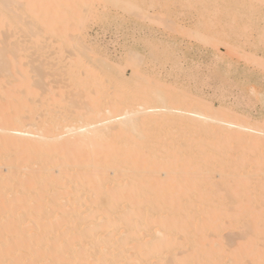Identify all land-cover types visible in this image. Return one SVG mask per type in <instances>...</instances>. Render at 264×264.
Wrapping results in <instances>:
<instances>
[{
    "label": "bare ground",
    "instance_id": "obj_1",
    "mask_svg": "<svg viewBox=\"0 0 264 264\" xmlns=\"http://www.w3.org/2000/svg\"><path fill=\"white\" fill-rule=\"evenodd\" d=\"M97 2L127 13L141 4L0 0V264H264L262 127L234 122V116L227 120L226 114L221 118L213 106L164 93L162 87L152 94L149 86L132 87L145 79L138 69L130 80L108 59L89 56L31 58L38 61L34 74L49 70V77H60L66 96L90 103L85 100L84 112V103L71 112L76 102L71 105L56 91L54 98L70 108L63 110L67 103H62L60 112L51 108L47 117L26 123L24 114L38 112L31 104L38 97L31 84L45 87L46 76L35 80L37 85L31 81L26 70L31 62L24 63L27 57L20 54L22 40L11 43L8 32L34 40L41 31L64 43L70 32H83L82 12H92ZM161 2L156 5L163 7ZM176 3L191 10L198 6L210 27L223 16L230 22L243 19L240 14L261 8L264 0ZM33 25L39 34L31 32ZM137 57L130 61L142 63ZM39 88L49 105L57 101ZM63 88L72 90L67 94ZM100 196L105 209L95 202Z\"/></svg>",
    "mask_w": 264,
    "mask_h": 264
},
{
    "label": "rangeland",
    "instance_id": "obj_2",
    "mask_svg": "<svg viewBox=\"0 0 264 264\" xmlns=\"http://www.w3.org/2000/svg\"><path fill=\"white\" fill-rule=\"evenodd\" d=\"M151 1L140 0V10H133V12L130 13L123 11L119 6L114 7L109 4H107V6L105 4L103 5V2H97L98 4L95 5L92 12L87 13L85 10L82 12L84 14L85 23V26L83 25V32H70L68 39L70 42L68 40L64 43L62 41L59 42L57 40L58 38L54 39V36L51 34L39 32L40 28H35V25H33L31 32L40 34L36 39L34 38V40L29 38L30 36L28 34H18L10 30L8 36L11 37V43L12 41L14 42V40L16 41V39L22 40L21 42L23 45H21L22 43L20 42L17 43H20V54L25 55L24 58L27 57L28 59L24 60V63H27L26 61L31 62L29 65V67H31L26 69L30 72L29 76L31 81H39L40 78L45 75L47 80H45V82H49L46 84L43 80L42 82L45 84L44 87V85H40L35 81L36 85L38 84L37 89L35 88V84L31 82L33 90H35L38 95V97H35V100L33 99L34 97L31 99V104L33 102L34 105H36L35 109L38 110V112L36 114H24L26 123H32L33 120L39 117L41 118V116L42 118L47 117L48 115L46 112L51 108L53 111L57 112L58 110L60 112V109H63V104L67 103L64 101L62 104L60 102L63 101L62 95L60 96L62 92L64 98H66L64 100L70 99L68 100L70 104L72 103V99L74 101L81 99L80 97H72V95L66 96V92L61 89L62 84L59 81L61 80L60 77L58 76L59 78L57 77V79L53 77L55 79L53 80L51 76L49 77V70L42 69L40 74H34L31 68L33 65L36 66L38 61L32 63V61H30L31 58L34 60H57L58 58H63V60H66L69 57L77 59L76 57L79 56H89L102 60L108 59V62L114 65L115 69H124L125 76L130 78V80L132 70L138 69V72H140L138 74L139 77L140 75H144L143 77H145V79H138L136 82L137 86L132 87L139 89L143 87L145 89L146 86H149L152 88L149 90L151 94L153 92L152 90L155 91L162 87L164 93L173 91V93H180L188 98L195 99L197 102L199 101V103H206V105L208 104L211 106H207L208 108L210 107V109L213 106L214 109L212 110H214L219 117L221 115V118H224V114L228 116V118H226L227 120H231L234 116L236 117L232 119L234 122L237 121V123L241 122L242 124L245 122L248 126L255 127L256 125L255 128L260 126L262 127L260 129H264V4L261 8L259 7L252 10V13L251 11L246 14L244 13L246 15L245 17L252 14L254 18L252 15L251 17L245 18L243 13L242 15L240 14V17L244 20L240 19L235 21L237 24L234 21L230 22V17H226L230 20L229 21L223 16V22H230H227V24L225 23L227 26L229 24L228 28L221 20L218 21L219 26L217 23H211L213 25L215 24L214 30V27L211 26V24L209 27L208 21H206L208 17L200 14L199 8H197L198 6H194L195 10H193L194 7L192 6L191 10L186 9V7L184 8L185 5L182 4L183 8L181 6V9L180 0H169V4L173 2L170 5L168 4L169 6L167 5L168 0H162L164 4L162 7L161 0L158 6L156 3H159V0H153L156 1L153 2V4L155 3L156 5L153 7ZM164 1H167V3L165 2L166 6ZM176 1H179L178 4L180 5L177 6ZM174 6H177L176 9ZM169 10H173V13L171 11L169 12ZM256 11L261 12L256 13ZM199 16L204 20L199 18ZM245 19H247L248 25H246V22L244 23ZM253 19L254 21H252ZM201 20L205 21L208 26L205 25L206 23H200ZM249 21L250 24L248 23ZM242 26H245L246 30ZM13 35L16 37H12ZM197 35L200 36L198 37ZM220 40L221 42H219ZM57 42H59L61 46ZM81 43L83 44V48L80 46ZM87 48L89 51L86 50ZM135 55L136 57L138 55L137 59L139 58L142 63L140 61V64L130 61ZM131 63L138 64H134L135 67H133ZM34 68L35 67H33V70ZM37 75H39V77H37ZM146 78L148 79L147 81ZM149 82H152V84H149ZM91 83L94 84V82ZM103 84L107 85L106 82H103L102 85ZM141 84L145 87L140 86ZM154 84L157 85V87ZM133 85H135V83ZM39 86H42V88L44 87L46 90L48 89L49 91L47 94L49 96L52 94L53 98L54 94L58 92L57 96H60L62 99L56 97L54 100L58 102L56 101L53 103L55 105L61 103L62 105L60 104L59 108L58 105L57 109H54L55 105L53 103L51 104V101L49 105V103H47V100H49L47 99L48 97H42L46 91L43 90L44 92L42 93ZM90 86L89 88L93 89L94 85ZM8 87L9 86H7V88ZM10 88H12V86L8 89ZM38 89L40 90L39 92H37ZM63 89L66 90L68 94L71 88ZM52 91H55V93ZM83 91L85 90H82V92ZM112 96H110V98ZM40 97H42V99L44 98L46 102L42 104ZM49 98L51 99V96ZM87 99L88 98L85 99L83 97V112L87 109L85 108L87 106L85 100L87 102ZM88 100L90 103V99ZM78 101H75L76 105L73 103V109H71L72 106L70 108V104L67 103V107H65V105L63 110L70 108L71 112H76L78 110L77 107H80V103H82L81 100V102ZM139 101V105L143 103V101ZM138 104L135 106L139 107ZM192 106L193 108L195 107L193 104ZM197 106L196 109L199 110L200 107ZM130 107H133L132 109H137L134 106ZM131 108H129V110ZM187 109L189 108L187 107ZM228 113L231 115H228ZM4 167L5 166H2L3 172L6 173L7 168ZM95 202L101 209L106 208L104 197L100 196ZM34 225L35 223L33 222L28 223V227L31 228L30 233L35 232ZM222 241H226V239L224 238Z\"/></svg>",
    "mask_w": 264,
    "mask_h": 264
}]
</instances>
